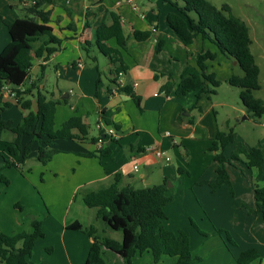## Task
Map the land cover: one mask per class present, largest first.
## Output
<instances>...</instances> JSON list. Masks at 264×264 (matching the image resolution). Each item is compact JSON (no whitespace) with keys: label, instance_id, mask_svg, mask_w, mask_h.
<instances>
[{"label":"crops","instance_id":"crops-1","mask_svg":"<svg viewBox=\"0 0 264 264\" xmlns=\"http://www.w3.org/2000/svg\"><path fill=\"white\" fill-rule=\"evenodd\" d=\"M144 1L103 0L99 3L98 0H53V3L44 7L45 11L51 12L49 25L61 44L49 46L56 49V52L52 55L44 53L39 58L35 57L31 72L36 73L37 78H39L44 68L43 81L47 80V72L51 68L56 73L57 82L50 97L60 103L57 106L55 115V131L61 130L64 123L71 118L80 117L86 126L87 134L83 136L77 130H74L73 134L76 139H58L50 141L49 144L41 143L43 146H39V148L44 147L46 150L52 151L51 158L45 164L29 168L24 172L25 178L39 191L38 196L42 199L45 208V211L40 212L45 236L36 241L32 254L26 258L27 264H85L94 240L81 231L67 228V225L79 222L84 227L94 226L98 231L99 228L95 226L96 223L99 225L97 209L88 208L84 204V197L89 193L111 186L116 175L120 176L121 187L133 186L137 189L161 185L170 177V171L160 164V160L155 156L154 151H148V147L155 145L158 148L155 149L156 151H161V148H167L169 145L172 148L176 147L173 138L161 132L157 136L152 128L139 129L135 123L142 117H147L149 125H154L150 121V116L162 112L175 97L174 92L167 94L164 87L168 82H178L185 67L188 64L195 65L196 57L201 51L210 50L218 53L217 60L209 62L210 72H214L217 77L224 74V79L228 82L233 75L244 76L238 62L223 55L210 41L203 40L198 36L193 45L186 47L166 23L167 15L174 11L170 4L166 3L167 7H160L157 2L161 0H147L149 6L154 7L153 15L149 16L147 11L148 14L142 12ZM19 11H23L22 13L25 14L18 0H0V15L7 21L14 22L21 18ZM112 12L121 17L124 31L129 38L128 50L122 52L125 56L126 61H124L128 66V71L118 79V87L110 82L115 67L107 57L99 52L95 44L97 28L104 23H110ZM79 13L83 15L82 19L79 17ZM228 14L235 19L238 18L232 14V11ZM248 29L250 33V28L248 27ZM135 31L150 32L151 37L146 41L138 42L134 38ZM10 41L7 27L1 26L0 54ZM160 42L162 48L157 51V45ZM69 44L75 48L78 60L64 57ZM109 45L117 47L115 40H112ZM252 45L253 40L251 38V48ZM101 58H104L103 61L105 62L102 71L99 70ZM255 60L257 62L256 56ZM61 70H63V73ZM40 86L42 87L41 84ZM25 87H28L27 82ZM43 87L42 89H44ZM119 87L132 88L135 94L141 98V105L137 106L130 96L119 92ZM261 88L259 76V87L254 91V95ZM109 90L111 93L108 92ZM6 91L5 98H13V102L17 105L14 96L11 94V87H6ZM182 98H192L186 105L189 111L196 109L203 113L202 109L206 108L207 110L200 116L196 124L193 120L188 121L189 123L182 121L177 124L180 135H184L188 131L187 135L190 138L202 140L203 136L206 135L213 142L218 130L228 132L233 129L230 126L231 119H227L225 130L220 128L217 121V117H219L217 105L235 110L238 109L237 106H231L225 102L215 104L211 96L203 95L197 104L198 108H196L195 93H190ZM32 110L34 112L37 110L35 99L33 100ZM104 111L108 114L110 112L114 113L112 121L120 129L115 130L119 136L107 139L104 142L94 143L92 139L101 135V130L97 126L99 124L105 125ZM206 113H213L215 117L213 128H209L208 132L200 125ZM240 113H247L248 118L253 116L247 108L246 112L241 109ZM24 115L25 111L23 110L21 118ZM61 115H63V119ZM192 115L191 112L188 116ZM93 116L97 120L96 134L90 126V119ZM126 128L130 130L127 131ZM157 129L159 132V125ZM142 133L143 135H141ZM23 139L24 136L22 141ZM236 142H240L238 137H236ZM100 145H102V148H100ZM235 146L228 147L227 152L232 153ZM253 147L255 146L248 148ZM105 149L110 150L111 155H99L98 152ZM164 155L166 156L165 153ZM15 158L10 160L18 165ZM161 160L164 161V159ZM238 162L248 169L245 157L241 156V161ZM234 167L236 166H229L230 174H232ZM0 169L5 174V170L9 168L0 166ZM179 169L183 170V172L178 170L180 175L186 174L183 168ZM248 172L252 177L254 192L257 187H264V177L259 174L257 168L248 169ZM4 176L6 177V175ZM216 177V169L209 175L202 173L199 176L197 183L190 189V192L195 205L200 203V211L188 213L187 216L193 214L198 218H202L203 221L208 219L210 224L221 227L216 220L217 217L225 216L226 205L231 203L238 206V202L233 201L235 199H233L234 196L231 194L229 187H223L213 193L208 186L198 185L201 181H212ZM0 184L7 188L10 186V181L8 185L2 182ZM2 191L3 189L0 187V193ZM173 202L174 199L165 208L169 219L175 217L174 212L169 211ZM246 213L245 209L240 212V220L247 225L244 231L247 232L252 226V233H254L253 229L258 225L263 235L258 244L255 243L247 249H255L260 255V260L253 264H264V221L259 215H248ZM19 223L20 221L17 218L11 220L3 218L0 214V232L5 235L16 236L31 232V225L27 231L25 227L20 228ZM183 223L181 222L180 227H183L181 226ZM168 230L176 233L179 231H175L176 229L173 228ZM257 238L259 239L260 236ZM46 251L50 252L47 253ZM216 261L222 264V258ZM233 261L236 264L235 256L234 260L229 258L227 263ZM223 264H226V262Z\"/></svg>","mask_w":264,"mask_h":264},{"label":"trees","instance_id":"trees-1","mask_svg":"<svg viewBox=\"0 0 264 264\" xmlns=\"http://www.w3.org/2000/svg\"><path fill=\"white\" fill-rule=\"evenodd\" d=\"M18 1L24 10V17L9 22L0 15V27L6 26L11 38L8 46L0 54V112L11 106L9 102H3L7 94L6 87H11V94L17 105L25 111V115L22 124L16 127L12 122H3L0 119V130H8L16 135V140L8 144L7 151L10 156H22L25 161L30 146L24 148L22 138L29 133L27 130L29 128L35 129L34 135L37 140L46 144L58 139H76L74 130L86 136L87 130L82 118L73 117L64 123L61 130L55 131V115L60 103L48 98L41 90L44 68L40 77L25 87L30 78L33 59L43 56L44 53L52 55L56 49L49 46L60 45L61 41L53 34V29L49 25L51 12L44 10V7L53 3V0ZM102 1L98 0L99 3ZM161 1L173 7L174 11L167 15L166 23L186 47L193 45L199 36L213 43L223 55L238 62L244 76L233 75L228 83L240 89L241 102L254 117H263L264 101L254 95V91L259 87L260 67L251 48L247 24L242 19L230 16L228 13L231 12V8L227 4L218 8L208 0ZM150 37V32H134V38L138 42L146 41ZM112 40H115L117 47L109 45ZM128 41L121 17L114 12L110 15V23H104L96 30L95 44L99 52L115 67L110 82L117 87L120 76L128 71L122 55L123 51L128 50ZM37 43H40L39 47H36ZM161 46L162 43H158L157 51L161 50ZM218 56V53L210 50L201 51L196 57L195 65L188 64L178 82H168L164 91L167 94L174 92L177 98L195 93L198 108L197 104L203 95H216L217 89L221 86L217 75L210 72L209 66V62L217 60ZM118 91L130 96L137 106L141 105V98L132 88L119 87ZM108 92L111 93L110 90ZM34 99L37 102L36 112L32 110ZM112 115H114L112 112L110 114L103 112L105 125L118 131L120 129L112 121ZM110 138L112 137L101 131V135L92 141L104 142ZM231 145H236L235 149L227 156V149ZM209 151L215 155L217 177L212 181H201L198 185L208 186L213 193L223 187H229L231 193H234L229 166L234 165L233 161H241V156L247 160L248 169L257 168L259 174L264 177L262 149L248 148L243 143L236 142L234 129L228 132L218 130ZM98 153L101 156L111 155V151L107 149ZM51 156V150L41 147L37 161L45 164ZM5 167L18 165L10 159H5ZM179 172L183 170L179 169ZM0 182L9 184L1 169ZM167 184L168 179L161 185L151 188L121 187L120 176L116 175L113 184L108 188L87 194L84 197V204L88 208L97 209V218L104 227L121 232L122 240L101 237L94 226L84 227L79 222L67 225L68 229L81 231L94 240L85 264H133L136 256L144 254H151L155 263L165 256L176 258L177 264L199 262V258L193 257L191 241L186 232L179 230L176 233L163 227V222L168 220L165 208L173 200ZM254 200L255 209L248 210V213L259 215L264 221V187L255 189ZM193 226L201 235L209 236L195 223ZM31 228V232L16 236L0 232V264H27L26 258L32 254L36 241L45 236L41 220L33 219ZM217 233L221 235L224 231L217 230ZM227 236L230 242L234 243L228 234ZM258 260L260 255L257 250L249 249L241 252L236 258V264H253Z\"/></svg>","mask_w":264,"mask_h":264},{"label":"rangeland","instance_id":"rangeland-1","mask_svg":"<svg viewBox=\"0 0 264 264\" xmlns=\"http://www.w3.org/2000/svg\"><path fill=\"white\" fill-rule=\"evenodd\" d=\"M208 1L217 7H221L225 4L229 5L232 14L239 19H242L250 28V34L253 40L252 51L256 56L261 70L260 81L262 88L255 95L257 98L264 101V0ZM157 3L160 7H167V4L162 1ZM142 6L143 13H149V16L153 15L152 11L154 10V7L149 6L147 0L143 2ZM22 12L23 11H19V16L24 17ZM79 17L82 19L83 15L79 13ZM39 45L40 44L37 43L36 47H39ZM64 57L78 58L75 48L70 44L67 45V51L64 53ZM123 59L125 60L124 55ZM103 60L104 58L100 59V71L103 70L105 63ZM61 72L63 73V70H61ZM47 75V80H44L41 83L42 87L44 86V89H42L41 86L40 87L43 93L50 98L51 92L56 86L57 77L52 68L47 72ZM36 79L37 74L31 72L30 78L27 80V85L29 86L31 82ZM218 79L221 80V86L217 89L216 95H211L212 101L215 104L225 102L231 106L238 107V109L235 110L230 107L223 108L220 105H217L219 115L217 121L220 128L225 130L227 119H231L230 126L233 127L235 135L240 142H243L248 147H260L264 151V117L259 119L249 116L248 118L247 113H240L241 109L246 112V108L243 106L240 99V90L230 86L224 79V74H221ZM190 99L192 98L179 99L173 97L172 101L162 112L150 116V121H152L154 125H149L147 117H142V119L137 120L135 124L139 129L152 128L157 136L160 135V132L162 134L170 133L171 137L176 142L174 145H177L173 148L169 145L167 148L160 149L170 158V161L168 162L165 160L164 162L160 158L159 160L160 164L164 165L170 171L167 185L170 191L169 194L173 197L174 202L171 204L169 211H173L175 214V217H171V219L168 217V220L164 222V228L167 230L173 228L176 229L175 231L183 230L188 234L191 241L193 257L200 259L199 262H195L194 264H219V262L216 261L219 258H222V264L225 262L226 264H235L234 261L227 263V260L229 258L234 260V256L237 258L241 252L249 250L247 248L255 243L258 244L261 237L263 238L258 225L253 229L254 233H252V226H250L249 230L246 232L244 229L247 225L240 220V212L242 209H245L247 213L248 210L254 209V185L252 177L248 172V169L240 165L239 162L233 161L236 166L232 169L231 174L232 188H235H233V199H235L233 201L238 202V206L234 204L232 205L230 202V205H226L225 216H220L216 219L221 227H216L214 224H210L208 219L203 221L202 218H198L193 214L187 216L188 213L191 214L195 211H200V203L195 205L190 189L195 186L202 173L209 175L214 169H216V164L214 162L215 155L209 151L212 145V141L209 140V137L204 135L202 140H195L193 137H188V131H186L184 135H180L179 133L177 124H180L182 121L189 123L188 121L190 120H193L196 124L200 116H202L207 110L206 108L202 109L203 113H200L199 110L196 109L189 111L186 105ZM6 100L11 103V106L0 112V119L3 122L13 121L14 124L13 122L12 124L15 127L21 125L23 122V118H21L23 113L22 108L13 102V98L4 97L3 102ZM191 112L193 115L189 117L188 115ZM61 118L63 119V115H61ZM214 120L215 117L213 113H206L202 118L200 125H202L205 131L208 132L209 128H213L215 123ZM96 122V117L93 116L90 119V126L95 134L97 132ZM158 125L159 132L157 129ZM27 130L29 133L24 135L22 146L24 148L30 146V152L25 161L21 158L22 156L16 158L11 157L7 151L8 144L13 143L16 140V135L8 130L0 131V153L3 155L0 157V166H5V159L11 158H15L19 165L18 167L6 169V173L4 172V175H6L10 181V186L6 188L4 185L0 184V187L3 189L0 193V214L3 218L5 217L11 220H16V218L19 219L20 228L25 227L28 231L33 219L42 220L40 212H43V210L45 211V208L42 199L38 196L39 191L36 190L32 183L24 176V172L29 168L40 166V163L37 161V156L40 149L39 146H43L34 135L35 129L29 128ZM125 130L129 131L130 129L126 128ZM141 135H143V133ZM118 136L119 134L117 137ZM151 149L155 150L158 148L155 145H152L148 147V151H151ZM230 153L231 152L228 151L226 152V155L228 156ZM179 168H183L186 171V174L180 175L178 173ZM16 204H18L19 207H17L18 205ZM248 215L255 214L248 213ZM181 222H184L181 225L183 227H180ZM98 223L99 225L96 223L95 226L99 228V236L111 237L118 241L122 240L121 232L106 229L100 220ZM193 223L209 236L206 237L201 235L194 228ZM217 230H222L224 233L220 235L217 233ZM227 234L234 243L230 242ZM258 236H260L259 239L257 238ZM133 264H177V259L165 256L162 257L161 261L155 263L151 254H145L143 256H136L133 259Z\"/></svg>","mask_w":264,"mask_h":264},{"label":"built area","instance_id":"built-area-1","mask_svg":"<svg viewBox=\"0 0 264 264\" xmlns=\"http://www.w3.org/2000/svg\"><path fill=\"white\" fill-rule=\"evenodd\" d=\"M129 1L132 2V0H129ZM33 3H35V2H33ZM25 6H28V4H25ZM97 127H98L99 130L105 132L110 137L117 138V133H116V131H115V129L113 127H110V126H107V125H104V124H99ZM165 135L168 136V137H171L170 133H165ZM100 142H102V141H100ZM173 142L176 143L175 140H173ZM100 148H102V145H100ZM151 151L155 152V156L157 158L164 159L167 162L170 161V158L166 157L163 152L156 151L154 149H151ZM135 169H137V167H135Z\"/></svg>","mask_w":264,"mask_h":264}]
</instances>
